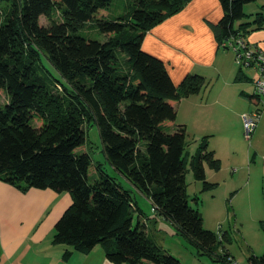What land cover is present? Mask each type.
Listing matches in <instances>:
<instances>
[{
  "label": "trees",
  "instance_id": "16d2710c",
  "mask_svg": "<svg viewBox=\"0 0 264 264\" xmlns=\"http://www.w3.org/2000/svg\"><path fill=\"white\" fill-rule=\"evenodd\" d=\"M112 1L0 0L8 4L0 11V93L6 96L0 103V181L21 191L69 193L71 204L52 239L66 247L63 260L101 246L114 264H181L153 241L144 221L137 217L133 225L137 208L130 190L100 169L89 181L91 159L79 149L85 122H93L106 161L150 200L156 216L196 256L230 263L234 259L218 235L203 228L186 193L188 171L204 181V164L218 170L220 163L206 138L187 160L184 126L166 131L175 121V104L201 92L205 79L188 74L175 86L162 61L141 49L145 33L189 0H127V10L108 19ZM218 1L222 17L214 31L222 50H229L225 44L233 38L244 40L251 26L264 25V13L246 20L243 8L255 0ZM53 14L58 21L39 24L41 16ZM93 32L107 39H93ZM236 80L250 81L242 72ZM57 84L62 93L53 91ZM248 263L264 264V254L250 256Z\"/></svg>",
  "mask_w": 264,
  "mask_h": 264
},
{
  "label": "crops",
  "instance_id": "0c3cea01",
  "mask_svg": "<svg viewBox=\"0 0 264 264\" xmlns=\"http://www.w3.org/2000/svg\"><path fill=\"white\" fill-rule=\"evenodd\" d=\"M261 9L264 11V5ZM255 14L257 12H249L247 15L250 17L246 20L251 22ZM221 17L222 9L218 0H189L179 12L149 29L141 43L144 52L162 61L175 86L188 74L200 75L208 79L212 86L226 74L227 78L222 79L224 87L218 89L212 102V88L208 89L207 86L198 94L183 98L175 104L177 123L174 127L173 122L172 130L183 125L187 133L189 121L186 119H192L194 127L188 131L191 137L206 138L207 149L213 152L219 163L221 151L235 154L236 141L242 140L240 116L252 109L243 99L245 97L250 100V94L241 87V82L248 80H236L238 72L246 76L245 72L240 68L236 70L232 56L218 45L214 27ZM240 23L237 22L235 26ZM252 28L244 36L245 43L264 52V25L255 30ZM251 71L255 79L256 71ZM210 103H218L223 110H207L208 107L212 109ZM252 103L255 108V102ZM231 115L238 120L236 123L229 120ZM204 119L209 121L204 122ZM212 119L215 125L209 124ZM209 137L213 141L217 140V143L211 146L212 139ZM250 139L252 144L248 146L250 151L248 149L247 165L244 168L247 170V182L251 179V172L255 179L264 181V109H261ZM116 174L125 180L118 172ZM147 200L151 205L150 200ZM69 202L68 195L64 193L49 189L21 191L0 181V264H114L105 258L101 246H96L88 253L74 252L68 260L62 259L66 247L54 244L52 239L54 225ZM136 208L134 212L137 217L146 222L137 204Z\"/></svg>",
  "mask_w": 264,
  "mask_h": 264
},
{
  "label": "rangeland",
  "instance_id": "374dc122",
  "mask_svg": "<svg viewBox=\"0 0 264 264\" xmlns=\"http://www.w3.org/2000/svg\"><path fill=\"white\" fill-rule=\"evenodd\" d=\"M262 5H264V0H257L256 2L245 5L243 9L246 14L249 12L253 14L255 12L261 13L264 12L261 9ZM7 8V3H0L1 12H5ZM127 8V0H113L107 9V18L111 19L117 17L123 14ZM58 19V14H53L52 17L41 16L39 18V24L46 26L50 21H58ZM91 34V37L98 41L107 39L106 36H102L98 33L93 32ZM226 53L231 55L233 61H235V56L231 50H227ZM41 59L43 65L53 73L46 60L43 57H41ZM120 59L121 66L126 68L128 66L126 56L121 55ZM235 63L236 62H234V65L237 70L239 66ZM240 70L245 72L244 74L251 79L250 81H242L241 87L246 93L252 96L254 91V74L251 69L242 68ZM225 75L226 74L220 77L213 86L211 85L212 83H208V79L205 80V87L208 86V89L212 88L210 102L215 99L216 93L219 92L218 89L224 87V81L222 79L227 78ZM53 91L62 93V86L59 84L55 85ZM243 99L248 103L247 105L249 107L252 109L254 108L252 103L254 99L250 98L249 100L245 99V97H243ZM5 102L6 96L0 93V103L3 104ZM259 103L260 107H262V105H264V99H261ZM210 105H212V109L208 107L207 110H223L222 106L218 103H210ZM252 109L240 116L242 123L241 139L244 142L240 139L236 141L235 154H230L228 151H221L220 154L222 158L218 170L211 168L208 164H204L206 177L204 181H196L191 171L185 174L186 193L190 206L196 208L200 212L203 228L218 235L219 241L222 242L221 246H223L234 259L232 262L230 261V263H224L217 258L213 259L205 255L196 256L193 249L185 243L180 235L176 234L174 227L169 222L156 217L148 200L137 191L132 190L127 180L119 178L115 170L106 161L97 127L93 122H85V145L83 148L79 149L81 152H87L91 159L89 181L92 182L98 177L99 173L97 169H100L102 172L115 178L123 188L130 190L133 200L136 202L145 218L146 230L150 237L158 246L178 259L181 264H249L248 258L250 256H260L264 254V181L255 179L251 172L250 182H247V170L244 169L247 165L246 154L249 149L248 146L252 144V139L247 140L244 137L245 131L242 117L243 115L250 114ZM186 120L189 121V130L193 129L194 125L192 124V119ZM229 120H233V123L238 121L234 119L232 115ZM206 121H209V119H204V122ZM176 123L175 121L174 127ZM209 124L215 125L213 119ZM38 125L37 121L34 122L35 127H38ZM169 125L170 126L166 128L168 132L173 130V123ZM189 130H187L185 136L187 160L196 152L202 140L201 138H204L202 136L191 137ZM213 143H217V140L213 141L212 139L210 143L211 146ZM63 193L68 195L70 199L67 205L68 207L71 204V197L69 193ZM194 198H197L196 202L193 201ZM136 220L137 214L134 212L133 225L136 223ZM220 248L219 246L217 252H220Z\"/></svg>",
  "mask_w": 264,
  "mask_h": 264
},
{
  "label": "built area",
  "instance_id": "2783aa9c",
  "mask_svg": "<svg viewBox=\"0 0 264 264\" xmlns=\"http://www.w3.org/2000/svg\"><path fill=\"white\" fill-rule=\"evenodd\" d=\"M225 46L233 52L235 62L241 69H254L256 71L252 95L256 107L250 114L243 115L242 117L245 131L244 137L249 140L256 127L261 109H264V105L262 107L259 105L261 99H264V52L249 47L241 38H233Z\"/></svg>",
  "mask_w": 264,
  "mask_h": 264
}]
</instances>
